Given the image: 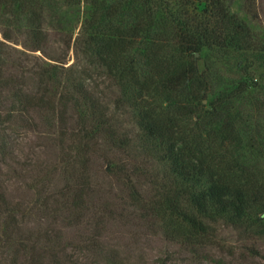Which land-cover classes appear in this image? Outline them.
I'll use <instances>...</instances> for the list:
<instances>
[{"label": "trees", "instance_id": "16d2710c", "mask_svg": "<svg viewBox=\"0 0 264 264\" xmlns=\"http://www.w3.org/2000/svg\"><path fill=\"white\" fill-rule=\"evenodd\" d=\"M14 1L18 6L28 3ZM84 1L90 5V13L82 23L76 43L83 54L93 55L97 63L113 74L124 96L133 94L131 104L136 113L138 139L163 168L165 178L148 208L152 216L161 219L166 237L192 239L198 244L208 236L207 222L225 219L232 224L241 223L256 209L264 221V168L260 167L264 152L259 151V140L250 139V151L238 160L227 151L239 144L238 139L231 135L221 138L218 133L228 125L233 129L234 121L227 120L225 107L235 91L216 93L209 102L210 108L204 109L203 100L213 83L197 59L182 62L186 54L199 55L205 47L251 49L246 24L229 13L223 0H140V8L129 13L131 22H118L120 26L111 24V19L122 13L118 2ZM253 1L246 0L250 7ZM4 2L6 8L13 5L12 0ZM153 20L164 27L156 29ZM31 30L34 36L31 50L43 51L42 38L46 33L40 22ZM2 36L8 41L11 38L8 29L2 30ZM143 36L151 37L139 42ZM136 43L143 44L146 73L128 62L129 51ZM2 45L0 42V230L5 235L4 244L8 245L13 238L7 229L19 232L23 223L18 216L37 213L41 218L55 217L57 204L70 198L75 206L88 189L87 181L83 183L79 177L77 191L66 186L47 198L41 196L38 186L33 191L37 197L30 203L11 199L9 181L12 177L25 180L23 175L34 171L35 165L27 159L21 167L13 166L5 138L9 127H15L17 133L18 128L39 127V120L47 126L44 136L57 133L60 137L59 145L65 147L61 163L67 161L66 166L76 161L72 149L78 154L89 151L96 144L95 139L100 138L109 146L126 148L130 138L118 132L102 110L91 85L85 84L80 76L85 70L67 68L60 54L57 59L48 57V61L35 66L36 72L31 71L37 77V87L32 91L25 81L30 71L14 62L10 64L20 67L21 72L17 68V73L8 69L11 56ZM262 127L264 133V122ZM67 136L69 142L65 140ZM25 185L26 190L32 189L30 184ZM261 231L264 233V223ZM38 241L32 242L30 250L36 248ZM61 243L60 230L55 227L43 230L41 258L48 257L47 264L69 263L59 256L65 250ZM9 262L18 264L15 258ZM37 262L31 260L32 264Z\"/></svg>", "mask_w": 264, "mask_h": 264}, {"label": "rangeland", "instance_id": "374dc122", "mask_svg": "<svg viewBox=\"0 0 264 264\" xmlns=\"http://www.w3.org/2000/svg\"><path fill=\"white\" fill-rule=\"evenodd\" d=\"M12 1V7L6 8L4 0H0V42L11 56L6 67L14 73L20 67L11 62L26 67L30 71L26 85L33 91L37 87V77L32 74L37 71L35 66L48 61V57L57 59L60 54L67 68L85 70L80 76L85 84L91 85L115 129L130 138V144L119 148L109 146L101 138L95 139L96 144L89 151L78 154L72 149L76 161L66 166L67 161L61 163L65 147L59 145L60 137L57 133L44 136L47 126L41 125L39 120V127L28 130L17 127L20 129L17 133L15 127H9L5 138L12 152L13 166L21 167L27 159L35 165L34 171L25 172V180L12 177L9 181L11 199L30 203L37 197L33 191L38 186L43 192L41 196L47 198L66 186L77 191L75 185L79 177L83 183L87 181L88 189L75 206L70 198L57 204L55 217L41 218L37 213L18 216L23 223L19 232L7 229L13 238L8 245L4 244L5 235L0 230V264H10L14 258L18 264H32L31 260L36 259L38 264H47L49 258H41L43 230L54 227L60 230L61 245L65 248L59 256L69 260L65 264H264V233L261 231L264 221L257 209L241 223L232 224L225 219L207 222L208 236L198 244L192 239L166 237L161 219L151 215L148 205L163 182V168L138 139L136 113L131 104L133 94L124 96L113 74L97 63L93 55L83 54L80 44L76 43L90 5L84 0H27L26 6ZM110 1L118 2L122 10L111 19V24L116 26H120L118 22H131L130 11L140 8V0ZM223 2L229 13L249 29L251 49L205 47L199 55L186 54L182 62L197 59L213 83L203 100L204 109L210 108L209 102L216 93L235 91L234 98L225 107L227 120L234 121L233 129L228 125L218 133L221 138L231 135L238 139L239 144L227 151L241 160L250 151V139L257 138L261 144L259 151L264 152V0H254L251 7L246 0ZM38 21L46 33L42 38L43 51L30 48L34 39L31 29ZM152 23L156 29L164 27L160 22L153 20ZM7 29L9 41L2 36V30ZM149 37L143 36L139 42L148 41ZM142 45L136 43L129 51L128 62L146 73ZM69 139L67 136L65 140L69 142ZM111 167L120 170L113 172ZM260 167L264 168V162ZM2 171L5 172L4 167ZM25 182L32 189L26 190ZM170 228L185 231L176 226ZM35 239L39 240L37 246L30 250ZM15 250H18L16 255Z\"/></svg>", "mask_w": 264, "mask_h": 264}]
</instances>
